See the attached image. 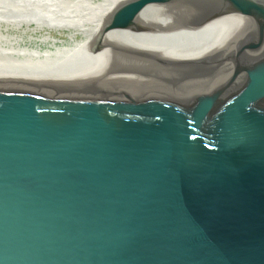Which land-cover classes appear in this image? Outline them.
Instances as JSON below:
<instances>
[{
	"label": "water",
	"instance_id": "1",
	"mask_svg": "<svg viewBox=\"0 0 264 264\" xmlns=\"http://www.w3.org/2000/svg\"><path fill=\"white\" fill-rule=\"evenodd\" d=\"M0 264H264V0H0Z\"/></svg>",
	"mask_w": 264,
	"mask_h": 264
},
{
	"label": "bare ground",
	"instance_id": "2",
	"mask_svg": "<svg viewBox=\"0 0 264 264\" xmlns=\"http://www.w3.org/2000/svg\"><path fill=\"white\" fill-rule=\"evenodd\" d=\"M102 3L120 4L124 0H85ZM244 19L238 16H225L212 19L205 24L186 30L184 42L194 55L199 60L209 54L219 52L222 49L232 47L231 43L234 40L237 32L243 28ZM221 62H225L224 57H220ZM216 62V61H214ZM220 62V63H221ZM213 63V62H212ZM226 63V62H225ZM222 63V64H225ZM210 64V63H209ZM218 63L211 64L210 67L217 69Z\"/></svg>",
	"mask_w": 264,
	"mask_h": 264
}]
</instances>
